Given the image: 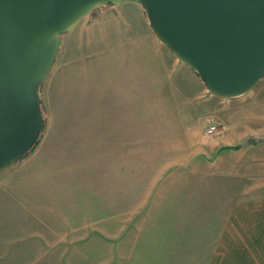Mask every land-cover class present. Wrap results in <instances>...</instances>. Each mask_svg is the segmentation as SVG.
<instances>
[{
  "label": "rangeland",
  "instance_id": "374dc122",
  "mask_svg": "<svg viewBox=\"0 0 264 264\" xmlns=\"http://www.w3.org/2000/svg\"><path fill=\"white\" fill-rule=\"evenodd\" d=\"M41 95L0 170V264H264V76L215 94L124 0L63 35Z\"/></svg>",
  "mask_w": 264,
  "mask_h": 264
},
{
  "label": "water",
  "instance_id": "95a60500",
  "mask_svg": "<svg viewBox=\"0 0 264 264\" xmlns=\"http://www.w3.org/2000/svg\"><path fill=\"white\" fill-rule=\"evenodd\" d=\"M124 0H0V170L46 128L39 83L70 31L101 4ZM149 10L164 44L222 96L264 75V0H131Z\"/></svg>",
  "mask_w": 264,
  "mask_h": 264
},
{
  "label": "trees",
  "instance_id": "16d2710c",
  "mask_svg": "<svg viewBox=\"0 0 264 264\" xmlns=\"http://www.w3.org/2000/svg\"><path fill=\"white\" fill-rule=\"evenodd\" d=\"M107 4H108V3H107ZM107 4H101V5H99V6H106ZM99 6H98V7H99ZM65 33H67V32H63V33H61V37H63V35H64ZM197 72H198V71H197ZM198 73H199V72H198ZM199 75H200V73H199ZM263 76H264V75H263ZM263 76H262V77H263ZM262 77H261V78H262ZM41 84H42V83H39V90H38V92H39L40 96L42 97V95H41ZM41 108H42L43 116H44L45 121H46V117H45V113H44V110H43L42 103H41ZM42 133H43V132H40V134H39L37 140L35 141V143L33 144V146L24 152L23 157H24V156H27L31 151H33V150L35 149V147L37 146V144H38V142H39V140H40V138H41Z\"/></svg>",
  "mask_w": 264,
  "mask_h": 264
},
{
  "label": "built area",
  "instance_id": "2783aa9c",
  "mask_svg": "<svg viewBox=\"0 0 264 264\" xmlns=\"http://www.w3.org/2000/svg\"><path fill=\"white\" fill-rule=\"evenodd\" d=\"M215 129V126H210L209 131H213Z\"/></svg>",
  "mask_w": 264,
  "mask_h": 264
}]
</instances>
